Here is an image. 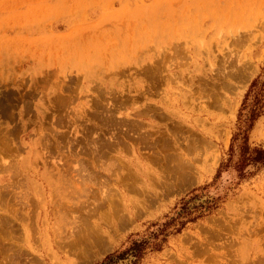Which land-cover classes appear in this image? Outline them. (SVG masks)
<instances>
[{
    "label": "rangeland",
    "instance_id": "1",
    "mask_svg": "<svg viewBox=\"0 0 264 264\" xmlns=\"http://www.w3.org/2000/svg\"><path fill=\"white\" fill-rule=\"evenodd\" d=\"M262 66L264 0H0V264H99L193 193L136 264H264V165L213 181Z\"/></svg>",
    "mask_w": 264,
    "mask_h": 264
},
{
    "label": "trees",
    "instance_id": "2",
    "mask_svg": "<svg viewBox=\"0 0 264 264\" xmlns=\"http://www.w3.org/2000/svg\"><path fill=\"white\" fill-rule=\"evenodd\" d=\"M263 93L264 66L250 80L243 94L236 114V129L228 145L227 157L223 162L219 163L214 173L213 181L222 171H231L236 178L241 179L264 165V147H249L247 143V135L252 123L263 111ZM207 185H211V183ZM204 187L205 185L200 188ZM195 199H199V196L193 193L187 199L181 200L173 208V214L165 215L162 221L152 223L147 228L145 234L130 238L128 244L118 251L106 255L99 264H114L117 261H124L121 264H136L146 248L159 249L161 243L165 241V237L169 233L168 228H174V231L177 232L183 226V220H179L178 218L183 217L187 221H191L195 216L190 215L196 209L201 211L210 208L214 204L213 198H206L199 203L193 204L191 201ZM175 224L179 226L172 227Z\"/></svg>",
    "mask_w": 264,
    "mask_h": 264
}]
</instances>
